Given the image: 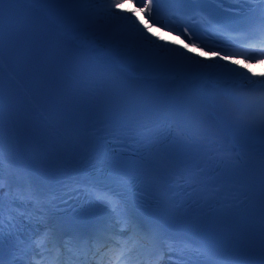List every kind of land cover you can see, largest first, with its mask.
I'll return each instance as SVG.
<instances>
[{
	"label": "snow or ice",
	"instance_id": "obj_1",
	"mask_svg": "<svg viewBox=\"0 0 264 264\" xmlns=\"http://www.w3.org/2000/svg\"><path fill=\"white\" fill-rule=\"evenodd\" d=\"M217 2L223 3V0ZM251 2L255 3L256 7L248 6L250 0H237L238 9L233 13H225L224 18L209 13L218 33L221 34V42L209 47L207 51L199 44H176L172 40H165L151 29L156 27L161 32L170 30L153 19L159 12L187 14L195 10L191 6H202L207 4L208 0H47L40 7L30 5V8L46 19L60 20L62 25L57 28V32L65 38L85 33L88 40L79 46L84 47L86 51L101 54L110 64H115L121 69H151L158 74L150 79L153 83L172 80L201 88H212L222 91L227 101H233L237 99L234 93L238 90H264V69L257 73L249 67L251 64L261 63V60L256 58L257 55L264 56V0ZM125 4H130L131 7H125ZM14 6L17 5L9 0L2 6L6 37L7 22L17 9ZM229 18L234 24L229 22ZM181 36L191 41L195 37V31L185 27ZM230 41L243 44L244 47L239 51H229ZM110 88L111 100L107 107L113 113V122L110 124L114 129H120L122 126L127 128L131 121L137 118L134 114L143 112L149 102L164 105L176 113H180L184 108L183 101L178 98L172 97L164 102L156 99L149 101L147 98L133 95L123 87L113 85ZM208 101L216 113L221 130L226 135L239 131L240 142L227 148H213V145L218 143L215 140L198 144L197 147L208 150L206 154L211 158L205 162L204 167L200 164L183 167L178 173L179 177L190 181L187 187H194L203 182L201 177L211 175L219 164H230L240 174L247 175L249 192L259 208L260 177L264 172V111L245 121L235 117V108L229 107L228 104H217L213 97H208ZM104 139L106 137H92V148L86 153L87 165L101 172L111 171L113 174L109 179L118 188L124 187L129 182V162L113 156L108 150V145L102 143ZM212 151L224 155L212 156ZM244 151H247L249 159L242 160L240 153ZM233 152L236 153L235 156L232 155ZM5 167V160L0 157V264H63L60 252L62 242L64 247L75 250L77 254L87 253L92 248L99 252L101 248L110 245L104 255H110L113 264H120L130 257L132 249L127 240L119 239L123 233L116 231L113 216L122 218L124 226L130 227L134 232L142 230L143 226L122 204L119 192L112 188L101 190L97 187L98 181L93 179L82 181L80 186H67L68 192L76 193L77 198L81 192L87 195L88 203L92 205L87 215L95 218V224L88 232L74 229L66 235L61 226L51 220L50 209L55 206L57 197L51 196L43 187L37 185L30 175L14 165L10 159L7 162L9 176L21 175L23 184H9L8 230L5 234V195L2 191ZM147 167L158 174V168H151L150 165ZM197 168L200 171H194ZM24 192L27 193V202L32 207L21 211L14 205ZM24 219L29 222L35 219L36 223L44 224L45 230L25 231L21 223ZM149 228L151 229V225ZM37 256L41 258L37 259ZM223 264L230 262L223 261ZM248 264H264V232L260 230L255 237L252 258Z\"/></svg>",
	"mask_w": 264,
	"mask_h": 264
},
{
	"label": "bare ground",
	"instance_id": "obj_2",
	"mask_svg": "<svg viewBox=\"0 0 264 264\" xmlns=\"http://www.w3.org/2000/svg\"><path fill=\"white\" fill-rule=\"evenodd\" d=\"M20 1V0H14ZM47 0H24L23 5L30 16L33 18L34 22L41 28L45 29L52 33L55 29L62 25V22L58 19L49 20L46 19L44 16L38 14L37 12L33 11L30 8V5H34L36 7H40L45 4ZM125 7H131L130 4H125ZM139 15V13H138ZM143 19V18H142ZM151 31L160 35L165 40H172L176 44H182L176 37L170 36L164 32H161L157 29L152 28ZM88 40V37H74L72 35L66 38V43L69 44L75 51L81 52L89 57H96L98 62L103 66L117 71L124 79L131 85L137 89H141L147 93L151 91L159 90V91H169V90H176L180 86H182V82L180 81H166V82H157L153 83L150 79L153 76L158 75L151 69H137V68H128V69H121L119 66L115 64L108 63L101 54L93 53L86 51L84 47L79 45L85 44ZM195 51V50H192ZM257 68L258 64L256 65H249L251 71L259 73L262 69H264V61H262ZM137 77H143V79H137ZM0 84L4 89L7 97L11 101L18 117L23 122V125L26 129H28L32 136L33 142L35 143V147L44 154V160L48 162L50 165L61 174V177H64V181L67 182L70 180H80L82 170L79 168L77 160L68 147L69 142L67 137L63 134L60 129V124L56 120V116L53 114L52 109L46 108L37 98H34L29 93V88H26L15 79L6 69L4 62L1 59L0 54ZM193 89L202 88L197 85L190 86ZM212 89V88H210ZM53 101L52 98H50ZM10 121H7L6 115L2 112L0 107V147H2L3 142L5 141V137L7 135L6 128L10 125ZM15 142L13 138V130L10 127V145L7 147V150L4 152V160H5V173H4V188L2 191L5 190L7 186L12 182L14 176H9L7 171V162L10 159L12 163L16 166L20 165L17 153L15 152ZM113 223L116 226L117 232H122L123 235L119 237L121 240H127L129 243V247L132 249L131 255L127 260H124L121 264H129L135 263L139 260L145 259L146 247L139 246V245H132L133 238L131 234V228L127 227L124 228V223L122 222V218H117L113 216ZM49 247V246H48ZM111 247L106 246L100 249L99 252L96 251V248H92L90 250V255H88V263L87 264H105L113 262L110 255H104V253L108 252V248ZM103 259L101 260V257ZM144 264H148L147 262Z\"/></svg>",
	"mask_w": 264,
	"mask_h": 264
},
{
	"label": "rangeland",
	"instance_id": "obj_3",
	"mask_svg": "<svg viewBox=\"0 0 264 264\" xmlns=\"http://www.w3.org/2000/svg\"><path fill=\"white\" fill-rule=\"evenodd\" d=\"M72 36H74V37H84V38L87 37V35L85 33H77V34L72 35ZM259 66H262V64H258L257 68H259Z\"/></svg>",
	"mask_w": 264,
	"mask_h": 264
}]
</instances>
